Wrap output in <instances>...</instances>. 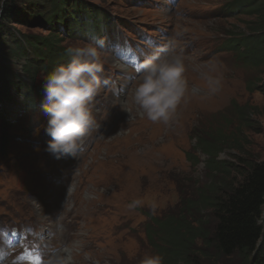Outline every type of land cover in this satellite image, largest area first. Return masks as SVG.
Wrapping results in <instances>:
<instances>
[{
	"label": "rangeland",
	"instance_id": "1",
	"mask_svg": "<svg viewBox=\"0 0 264 264\" xmlns=\"http://www.w3.org/2000/svg\"><path fill=\"white\" fill-rule=\"evenodd\" d=\"M73 1L100 8L114 22L124 23L98 43L88 39L62 43L67 48L93 43L102 51V78L107 83L94 100L100 127L75 155L61 162L44 151L50 137L44 131L43 110L29 114L22 105H7L14 126L8 132V149L0 155V250L7 254L0 264H38L37 260L44 264L51 247L72 243H80L102 264L104 260L139 264L146 252L160 253L155 244L162 243L155 238L151 243L145 231L154 225L153 218L178 217L183 203L195 199L196 189L213 179L209 156L196 141L220 130L238 146L231 142L220 146L219 160L236 162L245 155L264 160V65H244L223 46L232 35L248 38L253 31L249 21L255 16L245 11L228 15L221 7L226 0ZM250 1V5L258 3ZM25 5L13 4L8 22L0 12V25L14 37L47 35L38 22L45 19L44 10ZM56 31L64 37L59 27ZM177 33V50L186 57L188 99L169 124L152 122L131 100L138 74L121 66L111 48L121 41L139 45L145 52L138 53L143 60ZM4 51L0 49L1 60L20 73V64L6 60ZM209 75L221 79L214 93ZM137 198L143 204L129 210L127 205ZM203 216L212 230L213 218L208 211ZM12 227L23 233V241L13 249H2L5 233ZM76 260L84 264L81 256ZM218 264L241 261L222 257Z\"/></svg>",
	"mask_w": 264,
	"mask_h": 264
},
{
	"label": "trees",
	"instance_id": "2",
	"mask_svg": "<svg viewBox=\"0 0 264 264\" xmlns=\"http://www.w3.org/2000/svg\"><path fill=\"white\" fill-rule=\"evenodd\" d=\"M249 2L226 3L230 12L245 11L255 16V20L249 21L253 31L248 38L232 35L224 46L244 65L260 66L264 65V0H257L255 5ZM15 3L44 10L45 19L38 22H42L48 33L14 37L0 25V49H5V59L20 64L19 73L0 58V151L3 154L8 149V132L12 127L4 108L8 102H14L12 92L22 95V103L35 110L36 102L44 95L43 81L47 73L70 60L68 48L62 43L66 39L96 34L111 21L106 11L79 1L3 0L0 12L5 22L12 18L11 7ZM56 27H62L64 37ZM196 142L209 156L213 179L209 185L196 189L195 199L183 203V213L178 217L166 221L153 218L154 225L145 229L148 240L152 243L151 240L158 239L162 243L155 245L164 256L165 264H218L222 257L233 256L241 264H264V160L248 155L237 158L236 162L219 160L220 146L229 142L236 144L220 130ZM205 211L214 220L212 230L207 227L211 222L203 219ZM197 240L200 245L196 244Z\"/></svg>",
	"mask_w": 264,
	"mask_h": 264
},
{
	"label": "clouds",
	"instance_id": "3",
	"mask_svg": "<svg viewBox=\"0 0 264 264\" xmlns=\"http://www.w3.org/2000/svg\"><path fill=\"white\" fill-rule=\"evenodd\" d=\"M179 36L177 33L145 56L131 92L132 103L152 122L169 124L188 99L187 64L183 51L177 50ZM66 52L70 60L55 66L43 81V115L47 120L44 131L50 137L44 151L56 159L75 155L100 127L94 115V100L107 83L102 78V51L96 44L69 47ZM207 80L210 91H218L220 77L209 75ZM35 150L39 151V146ZM142 204L143 200L137 198L127 208L135 210ZM77 256L84 264H102L93 253L83 251L80 243L51 247L44 264H77ZM139 264H164V256L146 252Z\"/></svg>",
	"mask_w": 264,
	"mask_h": 264
},
{
	"label": "bare ground",
	"instance_id": "4",
	"mask_svg": "<svg viewBox=\"0 0 264 264\" xmlns=\"http://www.w3.org/2000/svg\"><path fill=\"white\" fill-rule=\"evenodd\" d=\"M180 3V2H179ZM105 38H103V40H104ZM109 40V39H108ZM110 41V40H109Z\"/></svg>",
	"mask_w": 264,
	"mask_h": 264
}]
</instances>
